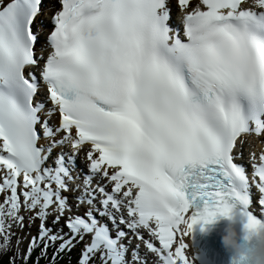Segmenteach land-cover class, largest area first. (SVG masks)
<instances>
[{
    "label": "snow or ice",
    "instance_id": "snow-or-ice-1",
    "mask_svg": "<svg viewBox=\"0 0 264 264\" xmlns=\"http://www.w3.org/2000/svg\"><path fill=\"white\" fill-rule=\"evenodd\" d=\"M245 3L199 0L188 10L190 0H59L48 28L42 13L54 7L50 0H0V253L11 248L5 216L20 223L23 208L33 213L29 222L40 221L9 264H28L42 244L38 264L58 241L50 264L81 241L78 264H147L138 245L129 253L120 225L137 240L141 227L158 238L159 247L145 241L156 264H191L182 237L196 223L231 219L234 209L245 232L264 222V154L258 163L249 157L258 183L236 162L238 138L264 134V0ZM57 109L55 133L65 135L52 140L48 117ZM69 140L73 150L91 146L82 185L71 190L75 152L48 163ZM77 188L70 206L63 193ZM121 207L127 220L117 219ZM49 216L64 225L53 232Z\"/></svg>",
    "mask_w": 264,
    "mask_h": 264
},
{
    "label": "clouds",
    "instance_id": "clouds-1",
    "mask_svg": "<svg viewBox=\"0 0 264 264\" xmlns=\"http://www.w3.org/2000/svg\"><path fill=\"white\" fill-rule=\"evenodd\" d=\"M221 243L232 254L235 264H264V222L245 232L242 238L235 226L228 223Z\"/></svg>",
    "mask_w": 264,
    "mask_h": 264
},
{
    "label": "rangeland",
    "instance_id": "rangeland-1",
    "mask_svg": "<svg viewBox=\"0 0 264 264\" xmlns=\"http://www.w3.org/2000/svg\"><path fill=\"white\" fill-rule=\"evenodd\" d=\"M3 200H4V194H0V204L3 203ZM20 215L23 217V220L20 223H17L15 220H9L8 217L6 216L4 217V220H5V224L8 226L7 229L13 232L14 235H17V233L21 232L22 230H26V232L18 238L19 240L18 247L20 251L23 253L26 251L27 244L29 243V240L31 239V237L38 235V227H39L40 221L39 219L34 218L31 220V222H29V217L33 216V213L26 212L23 210V208L20 211ZM21 224L23 225V227H21ZM56 227H58V225L53 226L52 228L53 232H55ZM7 233L10 234V232L8 231ZM0 238H1V241L3 242V237H0ZM17 241L15 243L16 248H17Z\"/></svg>",
    "mask_w": 264,
    "mask_h": 264
},
{
    "label": "trees",
    "instance_id": "trees-1",
    "mask_svg": "<svg viewBox=\"0 0 264 264\" xmlns=\"http://www.w3.org/2000/svg\"><path fill=\"white\" fill-rule=\"evenodd\" d=\"M13 242H14L13 240L10 242L11 248L9 251H7L6 253H0V264H9V259L12 256V253L16 250V247L13 246ZM0 244H2L1 241H0ZM57 246L58 245L54 244L53 246L49 247L46 250L47 259L44 257H40L38 264H50L52 253ZM42 247L43 245L41 244L39 247L34 249L33 253L31 254L29 258L28 264H33V261L39 256L40 248ZM78 258H79V255L76 252L70 251L67 253V255H63V258L58 259L56 264H69V260L71 261V264H78ZM16 264H21V261L17 260Z\"/></svg>",
    "mask_w": 264,
    "mask_h": 264
},
{
    "label": "bare ground",
    "instance_id": "bare-ground-1",
    "mask_svg": "<svg viewBox=\"0 0 264 264\" xmlns=\"http://www.w3.org/2000/svg\"><path fill=\"white\" fill-rule=\"evenodd\" d=\"M44 143L46 144L47 142L46 141H44ZM66 154H68V155H71V154H73V152H71V151H66L65 152ZM75 157V156H74ZM55 159V158H54ZM54 159L52 160V161H54ZM98 201V200H97ZM59 223H64V222H62V219H61V221L59 222ZM34 225H35V223H34ZM59 225V224H58ZM54 226V225H53ZM53 226H52V228H53ZM13 228V227H12ZM27 244V243H26ZM77 244H79V243H77ZM148 251V250H147ZM152 253L150 252V251H148V257L151 255ZM142 258H144V257H142ZM152 260L154 259L153 257L151 258Z\"/></svg>",
    "mask_w": 264,
    "mask_h": 264
}]
</instances>
